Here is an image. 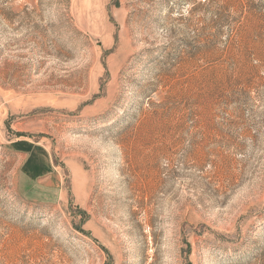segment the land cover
Instances as JSON below:
<instances>
[{"label": "rangeland", "instance_id": "374dc122", "mask_svg": "<svg viewBox=\"0 0 264 264\" xmlns=\"http://www.w3.org/2000/svg\"><path fill=\"white\" fill-rule=\"evenodd\" d=\"M0 264H264V0H0Z\"/></svg>", "mask_w": 264, "mask_h": 264}]
</instances>
